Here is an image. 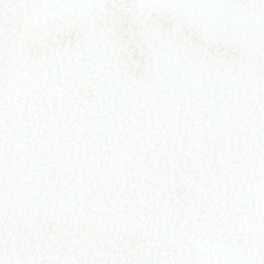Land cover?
<instances>
[{
    "label": "snow or ice",
    "instance_id": "snow-or-ice-1",
    "mask_svg": "<svg viewBox=\"0 0 264 264\" xmlns=\"http://www.w3.org/2000/svg\"><path fill=\"white\" fill-rule=\"evenodd\" d=\"M0 264H264V0H0Z\"/></svg>",
    "mask_w": 264,
    "mask_h": 264
}]
</instances>
